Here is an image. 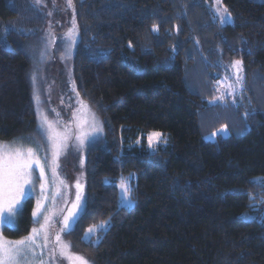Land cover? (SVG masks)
Here are the masks:
<instances>
[{
    "label": "trees",
    "instance_id": "16d2710c",
    "mask_svg": "<svg viewBox=\"0 0 264 264\" xmlns=\"http://www.w3.org/2000/svg\"><path fill=\"white\" fill-rule=\"evenodd\" d=\"M210 3L72 0L74 88L104 131L88 149L84 210L67 233L89 264H264V206L252 205L264 195V0H221L233 18L224 25ZM28 9L0 0L1 142L40 139L29 52L42 31L1 40ZM42 18L28 20L33 31ZM235 61L240 110L214 103ZM221 127L227 135L207 138ZM152 132L163 135L154 151ZM128 176L131 208L119 205L117 186ZM32 207L26 200L18 229L5 231L26 235Z\"/></svg>",
    "mask_w": 264,
    "mask_h": 264
},
{
    "label": "rangeland",
    "instance_id": "374dc122",
    "mask_svg": "<svg viewBox=\"0 0 264 264\" xmlns=\"http://www.w3.org/2000/svg\"><path fill=\"white\" fill-rule=\"evenodd\" d=\"M27 3L29 5V9L25 16H21L15 22H11V24L8 25V31H5L4 27L2 30L3 35L1 40H3L5 35L11 31H19L21 34H24L28 29V32H35L36 30L42 31V35H40L39 38L30 46L29 52V56L32 59L33 65V71L31 72V82L34 90V103L37 112L40 139L36 140L35 142H24L19 140L9 142L0 141V144L23 148L31 147L34 150L39 148L37 154L41 157L43 163V158L45 156L48 157L49 161L51 160V152L48 150L46 134L40 128V124L44 117H47V120L52 123L56 131H63L65 127L71 126L73 132L75 133L77 130L76 123L73 119L74 115L88 119L94 117L102 129V131L96 135L94 141L85 143L83 147H80L75 139L69 141L68 147L64 149L63 153L58 158L57 163L59 167L56 169L55 176H53L52 171L47 165H45L46 180L39 179V169L35 168V166L33 170L34 191L28 198L31 199L33 203L32 212L36 207L37 199L40 198V184L45 183L48 199L44 201L45 208L42 209V215L39 219L40 222L43 223L44 215H48L51 220L48 228V247L43 249L42 259L46 262V264H69L67 259L59 256L58 251L56 253L55 260L51 258V253L56 248L55 236L56 234H59L62 242L70 246L67 240V233L73 228L76 220L82 214L85 206L88 149L91 145L99 142L103 138L104 131L98 116L84 101L79 98L74 88L72 77L73 58L77 43L78 31L76 25L75 28H73V25L75 24L74 12L72 7L68 6V0H41L39 4H37L35 0H27ZM210 7L213 11L214 19L222 24L220 22V15L217 13V8L225 9L223 4L220 3L217 5L216 0H211ZM36 15L43 17L42 27H37L33 31L31 28L33 23H31L30 26L28 20L35 17ZM230 17L231 21L233 22L231 15ZM70 30L73 31L71 40L68 38V33ZM42 53L44 54L43 58H41ZM232 65L226 66L222 78L219 79L215 84L216 96H222L223 100H218L216 97L214 103L221 105L229 104L230 106L234 105L240 110V104L242 102L240 100V96L243 90V80L242 84H235L237 78L236 69H234ZM240 76H242V72L240 73ZM33 77H35V81L33 80ZM230 85L235 87L234 92H232L229 88ZM37 96L38 99H36ZM222 129H226V131H222ZM153 133H160L161 136L159 139L153 138L151 142L152 147H149V137ZM227 134L228 129L226 127H221L220 129H217L209 134L207 138L209 140H214L219 135L221 136ZM146 144L150 151H154L160 144H163L162 133L152 132L147 135ZM134 178L135 176L124 177L121 178L117 183L119 192V205L121 207L131 208L133 207L134 202L131 199V196V204L127 203L122 198L120 182L121 180H126L131 187V180ZM60 181H63V184H61ZM77 183L81 185V204L83 207L77 210V215L72 220L71 227L65 231L63 219L64 217L68 216L69 212L73 211L72 205L76 202V194L78 191L76 187ZM26 200L24 201V204ZM252 205L255 206V209H258L261 205L264 206V195H261L260 198L255 199ZM18 217L16 228L10 230L16 231L18 229ZM243 218L245 220H250L253 218V215L244 213ZM33 227L39 228V224L33 223L32 216L31 226L26 235L11 236L10 233L5 231V229L8 228L6 225L0 226V235L8 240H19L28 236L31 233ZM105 227V224H102L98 227H91V229H94V231L90 236L88 235L89 228L85 232L83 239L90 240L96 231L101 228L105 229ZM37 252L39 254L41 250L38 249ZM68 253L70 255H77L71 250V246L68 249ZM33 264H38V262H33Z\"/></svg>",
    "mask_w": 264,
    "mask_h": 264
},
{
    "label": "snow or ice",
    "instance_id": "6c2138e0",
    "mask_svg": "<svg viewBox=\"0 0 264 264\" xmlns=\"http://www.w3.org/2000/svg\"><path fill=\"white\" fill-rule=\"evenodd\" d=\"M37 4L41 0H35ZM221 0H216L219 5ZM68 6L72 7V0H68ZM217 13L220 15L222 24L231 23V17L228 10L217 8ZM75 28V24L73 25ZM157 31L154 26L152 29ZM5 31H8V26H5ZM73 31L70 30L68 38L71 40ZM43 53L41 58H43ZM236 69V85L242 84L243 77L240 73L243 71L241 62L235 61L232 65ZM35 81V77H33ZM229 88L234 92L235 87L230 85ZM231 94V92H230ZM38 99V96L36 97ZM218 100H223V97H217ZM76 123V132H73L71 126H67L63 131H56L52 123L44 117L40 124V128L46 134L48 142V150L51 152V160L48 157L43 158L37 154L39 148H23L0 144V226L6 225L9 229H15L17 225V217L22 215L24 209V201L28 199L34 191L33 170L39 169V179L46 180L45 165L52 171L53 176L56 175V169L59 167L57 161L64 149L68 147L69 141L75 139L80 147L85 143L94 141L96 135L102 131L95 118L91 119L84 117H73ZM226 131V129H222ZM160 133H153L149 137V147H152V139H159ZM63 184V181H60ZM76 202L72 205L73 211L69 212L68 216L64 217V230L71 227L72 220L77 215V210L81 209V185L77 183ZM120 188L122 198L129 204L132 203L130 196L132 189L126 180H121ZM40 198L37 199L36 207L32 212L33 223L39 224V228L33 227L31 233L19 240H8L0 235V264H46L42 259V251L48 247L49 232L48 228L51 223L50 217L44 215V222H40L42 209L45 208L44 201L48 199L45 183L40 184ZM58 194V193H57ZM54 198V197H53ZM94 229L88 230V235L93 233ZM56 248L51 253V258L55 260L58 251L59 256L69 261V264H89L83 257L78 255H70L68 253L69 245L62 242L59 234L55 236ZM41 250L38 254L37 250Z\"/></svg>",
    "mask_w": 264,
    "mask_h": 264
}]
</instances>
